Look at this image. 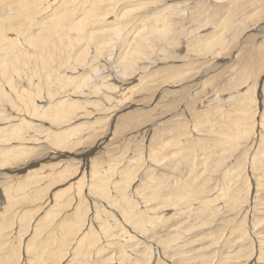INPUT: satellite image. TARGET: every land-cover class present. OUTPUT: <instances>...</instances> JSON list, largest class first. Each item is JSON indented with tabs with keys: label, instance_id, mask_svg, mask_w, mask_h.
<instances>
[{
	"label": "rangeland",
	"instance_id": "obj_1",
	"mask_svg": "<svg viewBox=\"0 0 264 264\" xmlns=\"http://www.w3.org/2000/svg\"><path fill=\"white\" fill-rule=\"evenodd\" d=\"M110 1V4H113L112 0H108V2ZM147 1L150 2L149 6L140 5L141 3ZM155 1L157 0H118L117 6L116 4H113L116 9L113 15L120 12L121 15L123 11L128 10L129 12L126 17L123 18L122 22L123 24L125 23V25H128V22H136L138 19H140V16H143L146 13H152L156 9H162L161 7L164 6V3H158L159 6H157L156 3L155 5L154 3H151ZM170 1L171 0H168L166 2L168 4H171L172 2ZM237 1L238 0H222L218 2V0H193L191 1L192 3L190 6L192 8L190 10L188 9L183 12L177 11V13H179V15H182L183 17H180L178 21H184L185 23L188 21V30L193 31L194 34L197 35V37L202 36V38H204L203 36L205 35V33L214 31L215 24L217 22L216 19L220 10L224 15V11L229 9V12H232L231 14L229 13V16L231 18H226L228 13L220 18L221 24L222 20L225 19L228 20L227 22H230V25L228 23V26L231 30L230 31L228 28L224 30L226 38L224 37V35L223 38L227 42H229V44L224 43L222 44V47H226L229 51V49H231L234 45L239 46V44H241L237 48V52L234 54V59L227 57L226 52L221 54L220 56L219 54H217V52H213L211 53V55H209V53L207 55H204L205 59L203 58V56L201 57V59L200 57H195V54L200 52L204 54V51L200 50L199 52L196 51V49V53H194V55H188V47L191 49L197 48L198 42L196 41H198L199 39L194 43V41H192V37H189L191 33L188 35L186 30L179 31L178 26L180 25L178 23L173 24L175 32L171 34L172 36L176 33H181L182 36H188L186 38L185 36L184 38L180 36L178 40H171L173 42L164 39L163 48L161 49V46L158 47V53L155 54L156 51H154V54L152 53V59L149 58L143 62H133L135 64L134 67H147L145 71H138L140 75H149L153 72H156L155 74L153 73L152 75H150L153 80L154 78H156V81L150 84V86L152 87L150 91H137L135 90V87L134 90L129 92L126 87H134L136 84H138V82H140V80L134 79L130 82L128 81V84H126V78L128 76H131V74L124 72L120 73V70L117 71L119 72L118 75L122 76L123 78H117L116 83L118 85L116 86L121 88H118L114 92H107L104 89V93L109 95V97L106 99L108 103H106L105 105L109 108H111L112 106H117L115 108V112H118V119H115L114 127H111L109 123L106 124V122L104 121L97 127L98 129L96 131L95 126L97 124L93 125L92 122H94L97 117L103 118L104 116H106V113L108 111L99 116L94 113L90 119L81 120V122H79L80 120H76L77 122H75V124H78L87 121L91 125L92 130L91 128H89V130L84 131L83 134L88 133L90 135H94L92 137L89 135L91 138H89V140L87 139L83 144H80L75 149L71 150L70 148H67L66 150H71L72 152L70 151V154L66 157L63 155L64 157H60L61 159H57V157L59 156L55 154L58 150H54L52 148L50 149L51 140L52 145L55 139L50 137V140V138L46 136V132L40 134L42 138H45V144L40 145H49L48 149L42 152H46V155H42L41 157H39L40 154L34 153L35 156L31 155L32 158L27 157L28 160L31 159V161H34L26 166L27 169L26 167L25 169H23L24 164L27 161L23 160V158L21 159V161L17 160L14 163H11V165H9L8 167L0 169V206H2V208L7 207L5 209L6 213L2 214V211H0V264H10V262L11 264H29L32 262L33 264H55L51 259L53 257V254L51 252H55L54 254L56 255L60 254V250L58 249V242L61 243L60 240L62 239L72 241L70 242L71 248L69 247V251L67 252L64 251L66 259L57 264H152L151 261L148 262L146 259L150 260L153 258L155 262H160L158 264H264V141L259 150H257L260 144L258 143V140L260 139L259 135L264 137V128L263 126H260L258 128L255 127V129H253L251 133H241L238 137H235L233 140L231 139L229 142L227 141L228 137L225 136L227 132L231 133L232 129H230L229 127L233 125V123L240 120L242 116V109H249L250 111L252 106L248 105L247 102L251 103L253 99L255 100V103L253 104L254 108H252V111L253 114L256 113V120H260V117L264 118V114H262L264 113V108L262 104L259 105L260 103L264 102V89L262 90V86L261 88H254L253 91L255 90V93H253L252 90L248 91L247 89L249 86V82L254 80L258 81L262 76L260 64H262L263 60L261 59L260 61H257V48L258 45L260 46L264 44V36L256 41L252 39L246 41L244 40L245 36L255 32L256 26H254V24L256 25L257 22H260L258 23L259 25L264 24V0H242V2L236 3ZM108 2H106V4L104 3L105 6L110 5ZM126 4L129 7L127 9L124 8V6H127ZM197 4H199L201 7ZM103 11L104 9H99V15ZM80 14H82V16ZM78 15H80V18L84 16L81 12H79ZM201 18L204 19L199 20ZM107 19L109 20V18ZM235 20L236 22L239 21V24L235 23ZM241 20L243 22H241ZM88 21L90 24L87 26L90 30L92 26L96 27L100 23H102V25L99 28H96L95 31H102L104 28H108L107 25L104 24V22L101 20L100 16H94L91 19L89 18ZM120 21H122V19H120ZM207 22H211V24H209V27H205L204 29L202 28V26L198 27L199 25L205 24ZM231 23L233 24L232 26ZM245 27H248L249 29H245ZM232 28H237L239 30H233ZM234 31L240 32L234 33ZM257 31H259V29H257ZM83 33L85 34V32ZM263 33L264 32L262 31L260 35H262ZM242 38L245 42L241 43ZM179 39H181V42ZM89 40L90 39H87L79 47H87ZM205 45H210V42L205 43ZM205 45H203L202 47H204ZM96 46H98V44L94 47L91 46L93 50L91 49L89 57H93V55L97 56V58H91V60H95L93 63L95 66L104 64L106 67H108L109 64H105V61H107L108 58L105 59L104 57L109 55V50L105 49L98 57L99 51L96 52ZM118 48H114L115 50H111L114 53L116 50H118ZM54 50L61 51L59 47H55ZM256 50L257 52H255ZM64 52L66 51L64 50L63 52H61V56L65 55ZM185 56H188V58H186ZM111 57L110 62H113L116 59V56L111 55ZM76 58L79 59L80 57L76 56ZM212 58L214 59V61H212ZM63 61L65 60L61 59V57H58L55 58L51 63L55 67H59L60 63L64 64ZM217 61L222 64V67L212 71V67H216V65L219 64V62ZM33 62L34 61L30 63L31 66ZM99 62L101 64H99ZM198 62L204 63V65H202L203 70L201 69V73L199 74L200 76H195L194 74L198 71V69L196 68V63ZM107 63H109V61H107ZM223 63L226 64L223 65ZM62 64H60V67L64 68V70H66V72L71 75L70 73L73 69H66L69 68V64ZM84 65V63H81V69H83ZM187 65H189V68L191 69L183 70L187 67ZM190 65L194 66V68H192ZM60 67L56 70L57 72H59L60 70L64 71L60 69ZM20 70L24 71L26 70V68L22 67L20 68ZM47 70L51 71V69ZM45 71L46 70L44 67L42 78L47 74L45 73ZM159 72L160 75H158ZM182 72H188V74H186L184 77H181L182 83H179L178 88L174 86L169 87H171L172 89H181L184 86H188L191 89V86H195L196 84L202 82L205 83V87H207L206 92H204L202 95L203 97H201V99L199 98L198 101H195L196 99L193 100L192 95H190L188 91H184L183 93L185 94V96L182 92H180L175 94L174 96H164L162 97V99L157 100L156 98L159 97L155 96L157 95L160 86H163L160 85V83H157V81L163 82V78H165V76L177 75ZM101 73H103V71ZM247 73H250V75H248V83L246 82V84L243 83L244 85L236 87L238 86L240 80H242V76L246 75ZM202 76L203 78L200 79V77ZM198 77L200 80L198 79ZM23 81H25L24 78ZM24 84L25 85H23L20 90L24 89V87L27 85L26 83ZM174 84H176V82H174ZM88 86L91 85L88 84ZM235 88L238 89V93L234 92ZM208 92L218 95L219 93H224L221 96H218V98H215L214 100L210 99L211 101H209V99L207 98ZM86 93H89V91H87ZM225 93H229V96L224 95ZM248 94H251V96ZM35 95L36 94L33 95V98L36 97ZM232 96H234V98ZM2 97L8 99V95H6V97ZM92 97V94H87L82 97V99L88 101ZM40 98L43 102L35 101V104L38 103V105L41 104V106H47L51 104V100H49L48 98L47 99L49 101L46 100V97H44L43 94ZM75 98L76 97H74V99ZM100 98L101 97H98L99 100H101ZM176 99L177 101H181L177 102ZM205 99L209 102H206L204 107L201 106V102ZM151 101H153L152 104H150ZM219 104H221L222 106L224 104H227V106L221 108L219 107ZM229 104L231 106L228 107ZM4 105L7 107H5ZM105 105L103 106L106 107ZM11 108L12 105L9 102L4 101L3 106H0V110H7L3 113V116H9L8 118L12 119V117L15 116L14 113H16V111L15 109ZM96 109L97 108L93 106H87L85 108L86 112L88 111L90 113ZM182 109V114L185 115L180 114V117L176 119H170L166 123H164L166 119H162V117L165 116V113L172 112V115L170 117H175V113H181ZM257 109H260V111H257ZM85 110L81 109L76 113L82 114L83 112H85ZM222 110H224V112ZM226 110H228L229 112ZM233 110L235 112H233ZM144 112L148 113V116L141 117L138 115L135 116L133 114ZM10 114H13L12 117H10ZM124 117L127 118V124L123 123L124 121L122 122V118ZM152 117H154V120L156 118L159 119L158 121H156V123L153 124V126L151 127V131H147L141 134V132L145 131L143 129L138 132V134L141 135L139 138L129 139L130 136L128 135V133L132 131L131 127L134 125L130 123L142 120V122L145 124V121L149 120ZM40 118L42 119V117H39V119ZM233 118L235 119V121L233 120ZM41 119L38 120V118H34V120L28 119L27 121H33L34 124L36 123L35 125L43 126L45 131H50L48 132L49 134H54L55 132H53V130L59 131L62 128V130L64 131L67 127H73V122L63 128V126H59V124L55 125L51 121H48L50 119H45V117H43L44 120ZM4 122L3 120H0L1 128L6 127L7 125H11L12 123L15 124V122L7 123L5 119ZM151 122L152 121L148 122L147 124H150ZM50 124L52 126L55 125V127H51ZM237 125L239 128H241V125H239V123ZM116 129H119V131L115 135L114 132ZM262 131L263 133H261ZM222 133L224 134L222 135ZM83 134L77 133V135L74 134V136L72 137L75 138V141L83 136L84 137L82 139L88 137V134L87 136ZM98 136L105 137L103 144L98 150L93 149L94 153L87 156L86 158L87 164H85V168H87L88 171V173L86 171V176L89 178V183L92 182L90 181V178L94 177L97 183L103 186H108L105 182H101L100 180H98V177L100 178V175L104 173H112L114 175V178L113 180H110V182L120 185L127 184V186L129 187H127L128 191L130 193L134 192V197L132 198V200L136 201L138 204L135 209L137 210V212L142 213V215L136 216L133 219L134 221L143 222L144 226L148 228L147 234H143L144 236L138 233H134L132 227L129 228V225L128 227L127 225L123 224L121 226L125 228L124 231L126 230V232H131L129 234L130 238H126L124 236L125 233H122L118 230L120 225L115 213V218H112V216H110V218L108 219V217L103 216V209L106 211H110V209L105 208L103 206L104 204L102 205V203L98 202L96 199H94V197L91 198L90 195L86 192L89 191L88 187L84 189L82 188V186L79 189L77 188L82 176V174L79 173V170H81V168L83 169L82 158L87 155L88 149L92 148L96 144L94 142L97 141L94 140L98 139ZM66 140L72 141L70 140L69 136L66 137L65 141ZM253 140L255 142L257 141L256 144ZM65 141H63L64 144H66ZM227 142L228 145L226 144ZM36 144L38 145L39 143L36 142L35 144L32 143L28 145L36 146ZM251 148L252 151H250ZM52 150H54L55 152ZM256 150L257 152H255ZM43 156H45V158H42ZM253 157L261 161V165L258 166V163L260 162L256 161V165L258 164L257 167L254 166L253 168H251L248 167V165L247 168H245L246 164L249 163L251 161V158ZM118 160L121 161L120 166L115 164V161ZM61 161L70 166L69 168L68 166L67 168H65L67 169V171L62 170L66 165H64L63 168L60 167L61 164L56 166L58 162ZM54 164H56L55 166L57 169L54 168L56 169V171L52 170L50 167ZM41 166L45 167V171L43 170L42 172V170L40 169L42 168ZM74 168L77 169L76 174L73 173L75 172ZM108 168H111V170L108 171ZM17 170H20V172ZM31 170H38V174H40V176H36L35 179L39 177L40 184L39 186L34 184L33 186L36 187L29 188L25 176H27V173ZM45 172L49 173L50 175ZM244 177L246 178V181L248 183L247 187ZM44 179L46 181V184ZM96 182L94 181V183ZM74 183L76 184L72 189L71 184ZM16 184L17 186H19L17 187ZM130 184L131 186H129ZM145 185L147 188L150 186L155 187V193L158 194V203L150 202L147 199L143 201L144 194H146V192L143 193L144 191H146L144 189ZM133 186L135 191H133ZM137 186L139 187L138 190L136 189ZM42 188L44 191L42 190ZM21 189L23 190V192ZM45 189L47 190L45 191ZM7 191H9V193H7ZM17 191H19V193ZM97 191L99 193L98 189ZM51 194L60 195H58L59 200L56 199V204H53V210L51 209L53 205L47 207L45 211L44 209H40V206H46V198H51ZM82 194L87 198L85 199V202H90V205L88 204L90 208L92 205L91 203L97 201L98 204L102 206V212L101 210H99V213L96 209L98 218L94 219L95 222H91L94 227L93 229H95L94 233L98 236L97 240L93 238V235L91 236L90 234H88L85 237V240L87 239L85 245L81 244L77 248V250V243L75 246L73 245L75 243V241L72 240L74 235L72 236L71 234L67 233V230H69L67 226L76 218L80 221L85 219V224L89 223V219L91 217L90 213H92V209H90L89 213L86 214L84 210V207L86 206L82 199ZM110 194H112V196L117 195L116 191L115 193L110 192ZM247 194L249 195V197H246ZM39 197H41V199ZM251 199L253 200L252 202H254V212L252 211V215H246V218H244L243 216L241 217L243 213L241 209L244 206H249L251 203ZM144 202H146V207L148 209L152 207L151 204L154 205V208L152 207L153 212H151L150 215L149 213L147 214L141 207L142 205H145ZM203 202H205V204ZM259 203L261 207H259ZM98 204H96V206H98ZM121 204L124 205V203ZM92 207L93 209L95 208L94 206ZM116 208L117 207H115V209ZM50 209L51 213L53 212L52 216L54 215V218H49L47 216L48 214H46ZM73 209H75L76 211L81 210L79 211V214L77 216L74 215L76 218L71 217L74 212ZM211 209H215V212L212 213ZM31 210L34 211L33 213L35 215ZM43 214L45 217L43 216ZM42 216L44 218H42ZM81 217L84 218L82 219ZM52 218L53 221L51 220ZM111 218L114 219L115 222H113ZM62 220H64L63 225L65 227L63 226L64 228L60 229L58 228L57 223L61 222ZM99 220L104 224L113 225V233L109 235L110 237H105L104 232H102V230L98 228ZM34 225H38V230L36 231L37 233L35 232L36 236L33 235V232L31 231L34 228ZM53 227H56L54 233H52V229H54ZM138 227L140 226H135L134 228L135 230L140 231ZM73 228L75 230V226H73ZM12 229L13 231H11ZM18 230H23L24 233H29L28 237H26L27 239H25V245L29 241L31 245V247L29 245V247L31 248L29 249V251L32 250L34 252H27V254L25 251L26 249H24L25 247L21 248L15 242L16 239L18 241V238H14L16 235V237H18ZM26 230L30 231L28 232ZM23 231H21V233H23ZM84 232H86V230ZM39 233H41L44 239ZM75 233L77 232L75 231ZM62 234L67 237H61ZM117 234H120L121 238H125L121 240L118 238ZM38 235L41 238H39ZM49 235H51L50 238ZM32 236L35 237L32 239ZM54 236H56L57 238H55ZM169 236L172 237L169 238ZM29 237L31 239H29ZM55 239L58 240L56 241ZM129 240L131 241L128 242ZM138 241L140 242V245L135 246ZM38 242H40V245L37 244ZM32 243L35 244L33 245ZM108 243H112L113 245H108ZM146 247L151 248L147 250ZM7 251L9 252V254H6L8 253ZM144 252L147 254H145ZM18 253H21V255L19 254L21 257L18 256ZM49 253H51L50 256ZM75 257L77 258L74 259ZM2 260L4 261L2 262ZM17 260L20 262H18Z\"/></svg>",
	"mask_w": 264,
	"mask_h": 264
},
{
	"label": "bare ground",
	"instance_id": "obj_2",
	"mask_svg": "<svg viewBox=\"0 0 264 264\" xmlns=\"http://www.w3.org/2000/svg\"><path fill=\"white\" fill-rule=\"evenodd\" d=\"M166 1H168V0H157L155 2H151V3H154V5L156 3L157 6H159L158 3L163 2L164 6L161 7L162 9H156L152 13H146L145 15L140 16V19H138L136 22L130 21V22H128L129 23L128 25H125V23L123 24L122 22H123V18H125L129 12L128 10L123 11L121 15H120L121 12L113 15V13L116 10L115 7L113 6V4L114 5L116 4V6H117L118 0H112L113 4H110L111 1L108 2V0L107 1L106 0H0V89H1L0 106L1 105L3 106L4 101H7L12 105L11 109H15V111H16V113H14L15 116L12 117L13 114L12 115L10 114L11 115L10 117H12V119H9L8 118L9 116L8 117L3 116V113L6 112L7 110H5V109L0 110V120H3V122H4V119H5L7 121V123L8 122H15V124L12 123L11 125H7L4 128L0 127V169H2L4 167H8L9 165H11V163H14L17 160L21 161L22 158H23V160H27L25 162L24 168H23V169H25V167L27 165H29V163L34 162V161H31V159L28 160L27 157L32 158L31 155H34V153L40 154L39 157H41L42 155H46L45 154L46 152H44V153H42V152L44 150L48 149L49 145L43 146L45 144L44 143L45 138H42L40 136V134H43L46 132H47L46 136H48V138L52 137L53 139H55V141H53V144L51 145L52 140L50 138L51 143L50 142L49 143H50V149L52 148L54 150H58L55 154V155L59 156V157H57V159H59L60 157H64V156L66 157L67 155L70 154V151L72 149H75L80 144H83L87 139L89 140V138H91L94 135V134L90 135L87 133L88 137L82 139L84 137L83 136V137H80V139H77L76 141H75V138L72 137V136H74V134L77 135V133L83 134L84 131H88L89 128H91V125L87 121H84L83 123H78V124H75V122H77L79 120H80L79 122H81V120L90 119L94 113L99 116L101 114H104L106 111H108L106 113L107 114L106 116H104L103 118L97 117L95 119V121L92 122L93 125L97 124L95 126L96 131L98 129L97 127L100 124H102V122H104V121L106 122V124L109 123L111 125V127H114V121H115V119L116 120L118 119L117 118L118 112H115V108L117 106H112L111 108H109L105 105L106 103H108L106 99L109 97V95L104 93V89L107 92H114L118 88H121V87L116 86V85H118L116 82H117V78L118 79L123 78L122 76L118 75V73L124 72V73H128V74L130 73L131 74V76H128L126 78V82H127L126 84H128V81L130 82L131 80H134V79L140 80V82H138V84H136L134 87H126L129 92L134 90L135 87H136L135 90H137V91L138 90H142V91L149 90L150 91L152 89L150 84L152 82L156 81L155 80L156 78H154V80H153V78H151L150 75H152L153 73L155 74L156 72H153L149 75H147V74H144V75L141 74L140 75L138 73V71H145L147 69V67H145V66L134 67L135 64L133 62H135V61H142L143 62L146 59L151 58L154 54L153 53L154 51H156L155 54H157L158 53V51H157L158 47L161 46V49L163 48L164 39L170 40V41L171 40H178V38L182 35H181V33H176L173 36L171 35L173 32H175L173 24L178 23L180 25V26H178L179 31L180 30H182V31L186 30L188 35L191 33L189 35V37L190 36L192 37V41H194V43L196 40L199 39L198 41H196V42H198L197 48L191 49L188 47V52H187L188 55H190V54L194 55V53H196L195 52V49H196V51H199V52H200V50L201 51L203 50L204 54H202V52L196 53L195 57L201 58L203 56V58L205 59L204 55H207L209 53H210L209 55H211V53L217 52V54H219V56H220L221 54L226 52L227 57L234 59L233 58L234 54L237 52L236 50L241 44H239V46L233 44L234 46L233 47L231 46L232 48L229 49V51L226 47L225 48L222 47V44H224V43L229 44V42H227L223 38V35L226 38L224 30L226 28H228V29L230 28L228 26V23L230 25V22H227L228 20L225 19L226 21L222 20V24H221L220 18H222L223 16H225V14L228 13L226 18L229 19V17H230L229 13L230 14L232 13V12H229V9L224 11V15H223L222 11L220 10V12L217 16V19H216L217 22L215 24L214 31L205 33V35L203 36L204 38H202V36L197 37V35H195L193 31L188 30L189 29V27L187 26L188 21L186 23L184 21H181V22L178 21L180 19V17H182V15H179V13H177V11L183 12V11L188 10V9L190 10L192 8L190 6L192 3L191 1H193V0H171L170 1V2H172L171 4L170 3L168 4ZM220 1H222V0H218V2H220ZM106 2H108L110 5L105 6ZM200 2H202V1H200ZM200 2H199V4H200ZM240 2H242V0H238L236 3H240ZM127 3H128V1H127ZM246 3H247V1H246ZM149 4H150V2L147 1V2L141 3L140 5H148L149 6ZM199 4H197V5H199ZM204 5H205V3H204ZM254 5H256V4H254ZM210 6H212V5H210ZM124 8L127 9L129 7L127 5V6H124ZM99 9H104V11L100 15L98 13ZM236 10H238V9H236ZM79 12L83 13L84 16L82 18H80V15L82 16V14L78 15ZM94 16H100L101 20L104 22V24L107 25L108 28H104L102 31H95L96 28H99L102 25V23H100L96 27L92 26L91 30H90L89 27L87 26L90 24L88 20H89V18L91 19ZM107 18H109V20ZM120 19H122V21H120ZM202 19H204V18H201L199 20H202ZM232 21H234V20H232ZM196 22H199V21H196ZM241 22H243V21L241 20ZM235 23L239 24V21L236 22V20H235ZM258 23H260V22H257L256 25L254 24V26H256L255 32L253 30L254 33H251L250 35H247L244 37L245 41L250 40V39L256 41V40H258L264 36V33L262 35H260L262 31L264 32V24L259 25ZM209 24H211V22H207L205 24L199 25L198 27L202 26V28L204 29L205 27H209L210 26ZM232 25L233 24L231 23V26ZM234 27H236V26H234ZM247 28L248 27H245V29H247ZM257 29H259V31H257ZM235 30H239V29L236 28ZM83 32H85V34ZM235 32H237V31H234V33ZM239 32L240 31H238L237 33H239ZM226 34H227V32H226ZM254 34H256V35H254ZM188 35H186V36L183 35L182 37L184 38V36H185V38H186ZM87 39H90L87 47H79ZM179 40L181 42V39H179ZM207 41L210 42V45H205V43H208ZM245 41H243V38L241 39V43L245 42ZM171 42H173V41H171ZM100 43H102V44H100ZM97 44H98V46H96V52L99 51L98 57L100 56L102 51H104L105 49L109 50V55L108 56L104 55L105 59L108 58L107 61H109V63H107V61H105V64H109L108 67H106L104 64L99 65V66L98 65L95 66L93 64L95 60L94 59L91 60V58H94V57L97 58V56L93 55V57H89L90 51L92 49L91 46L94 47ZM169 45H170V43H169ZM203 45H205V46L202 47ZM55 47H59L61 51H55L54 50ZM256 47H257V45H256ZM114 48H118V50H116L113 53L112 50ZM257 49H258V60L257 61H260L261 59L263 60L262 64H260V69H261V73H262V74L261 73L260 74L262 76L261 77L259 76L260 80H258V81L254 80V81L249 82V86L247 85L248 88L246 87L248 89V91L249 90L253 91V89L257 88V87L261 88V86H262V90L264 89V44H262L260 46L258 45ZM64 50L66 51V52H64L65 55L61 56V52H63ZM52 51H55V52H52ZM163 52H164V50H163ZM255 52H257V50ZM214 54H216V53H214ZM111 55L116 56L115 57L116 59L113 62H110V60L112 58ZM166 55H167V53H166ZM76 56H78L80 58L77 59ZM58 57H61V59L65 60V61H63L64 64L60 63L62 65L69 64L71 62L69 64V68H66V69H70V70L73 69L72 72L70 73L71 75H69L68 72H66V70H64V68L60 67V64H59L60 69H62L64 71H61V70L59 72L56 71L59 67H55L54 65H52L51 62L55 58H58ZM185 57L188 58V56H185ZM209 59H211V58H209ZM89 60H91V61H89ZM236 60H238V59H236ZM32 61H34V62L31 66L30 63ZM80 61H83V62H80ZM102 61H103V59H102ZM212 61H214V59ZM217 62H219V61H217ZM81 63L85 64L83 66L84 71L80 67ZM99 64H101V63L99 62ZM224 64H226V63H223V65ZM191 65H192V63H191ZM202 65H204L203 62L196 63V68L198 69V71L194 74L195 76H200L199 75L201 73L200 71H201V69L203 70ZM22 67L26 68V70L21 71L20 68H22ZM44 67L46 70L45 73H47V74L42 78V72L44 70ZM50 67H52V68H50ZM191 67L194 68V66H191ZM220 67H222V64L219 62V64L216 65V67L215 66L212 67L213 68L212 71L217 70ZM47 69H51V71H49ZM186 69H191V68H189V65H187V67L184 68L183 70H186ZM118 70H120V71L117 72ZM48 71H49V73H48ZM102 71H103V73H101ZM106 71H108V72H106ZM113 72H115V73H113ZM188 72H182V73H179L177 75L165 76V78H163V80H164L163 82L157 81V83H160V85H163V86H160V89H158V93L155 97H159V98H156V99L157 100L162 99V97H164V96H167V97L171 96V95L174 96L175 94L180 93V92L183 93L184 91H188L189 94L192 95V99L193 100L196 99L195 101H198L199 98L201 99V97H203L202 96L203 93L206 92L207 87H205V83L201 82V83H198L196 85L194 84L195 86L189 85L192 87L191 89L188 86H186V87H188L189 89L186 88L185 86H184L185 88L183 87L181 89H172L171 87H169V86H174V87L178 88L179 83L180 84L182 83L181 77L182 76L184 77L186 74H188ZM106 73H110V74H106ZM158 75H160V72ZM248 75H250V73L249 74L247 73L246 75L242 76V80H240L238 86H236V87H240V86L246 84V82L248 83V81H247L249 78ZM203 76L200 77V79L203 78ZM23 78L25 81H23ZM198 79H199V77H198ZM174 82H176V84H174ZM24 83H26L27 85L24 87V89L20 90V88L23 85H25ZM88 84L91 86H88ZM51 88H52V90H51ZM166 88H168V89H166ZM236 89L237 88H235L234 92L238 93V89L237 90ZM244 90H245V88H244ZM5 91L7 94L5 93ZM87 91H89V93H86ZM254 91H253V93H255ZM123 92H124V88H123ZM34 94H36L35 96L37 98L36 97L33 98ZM42 94L44 97H46V100H48V99L51 100L50 105H47V106L42 105L41 106V104L40 105H38V103L35 104V101L43 102L40 98L42 96ZM87 94H92L93 97L88 101L83 100L82 97H84ZM131 94H133V93H131ZM131 94H129V95H131ZM222 94L219 93V95H218L215 93L208 92L207 98L209 99V101H211V100H214L215 98H218V96H221ZM251 94H252V92H251ZM251 94H248V95L251 96ZM6 95H8V99L7 98L5 99L2 97V96L6 97ZM224 95L229 96V93H227V94L225 93ZM184 96H185V94H184ZM74 97H76V98L74 99ZM98 97H101L100 98L101 100H99ZM232 97L234 98V96H232ZM236 97H237V95H236ZM42 99H43V97H42ZM177 99H176V101H177ZM179 101H181V100H179ZM179 101H177V102H179ZM209 101H206V99L203 100L201 102V106L205 107L206 102L208 103ZM254 101L255 100L253 99L251 103L247 102L248 105L252 106L250 111H249V109L248 110L242 109V116H241L240 120L238 122L233 123V125H231L229 127L230 129H232L231 133L227 132L225 134V136L228 137L227 138L228 142L231 139L233 140L235 137H238L241 133H243V134L245 132L251 133V131H253V129H255V127L258 128L260 126H263V128H264V118L260 117V120L257 121L256 120L257 117H255L256 113L253 114L252 108H254V106H253V104L255 103ZM152 103H153V101H151L150 104H152ZM247 104H245V105H247ZM261 104L264 108V102L260 103L259 105H261ZM103 105H105L106 107H104ZM87 106H93L97 109L92 111L91 113L88 111L86 112L85 108ZM224 106H227V104H224L223 106L221 104H219V107H221V108ZM229 106H231V105L229 104L228 107ZM5 107H7V106H5ZM81 109H84L85 112H83L82 114L76 113L77 111H79ZM258 110L260 111V109H257V111ZM169 111H170V109H169ZM222 111L224 112V110H222ZM226 111H228V110H226ZM233 112H235V111L233 110ZM182 113H183V109L181 110V113L176 112L174 115L175 117H173V116L170 117L172 115V112L165 113V116H163L162 119H166L164 122V123H166L170 119H173V118L176 119V118L180 117V114L185 115ZM133 114L135 116L138 115L141 117L148 116V113H146V112H144V113H133ZM262 114H264V113H262ZM257 115H259V114H257ZM211 116H212V114H211ZM39 117H42V119H43V117H45V119L46 118L50 119L48 121H51L55 125L59 124V126H63V128H65L67 125H69L73 122L72 123L73 127L72 128L67 127L64 131L62 130V128L59 131L53 130V132H55V133L49 134L48 132H50V131H48V130L45 131L43 126H40V125L37 126V125H35L36 123L35 124L33 123V121H27L28 119L34 120V118H38V120H40L41 118L39 119ZM126 119H127L126 117L122 118V122L124 121L123 123H125V124H127ZM158 119L159 118H156L154 120V117H152L149 120H146L145 124L142 122V120L130 123V124H134V125L131 127L132 131L130 133H128V135L130 136L129 139L139 138L141 135L138 134V132H140L143 129L145 131L141 132V134H143L147 131H151V127L153 126L154 123H156V121H158ZM233 120L235 121L234 118H233ZM150 121H152V122L150 124H147ZM238 123H239V125H241V128L238 127V125H237ZM55 125H53V126L55 127ZM50 126L53 127L51 124H50ZM153 128H155V127H153ZM91 130H92V128H91ZM118 131H119V129H116L114 134L116 135V133ZM261 133H263V131ZM87 134L84 133L83 135L87 136ZM223 134L224 133H222V135ZM115 135H114V137H115ZM67 136H69L70 140H72V141H68V140L65 141ZM98 137H99L98 139H100V140L95 139L94 141H97V142H94V141L93 142L96 144L92 148L88 149L87 155L84 158H82L83 159V164H82L83 169L81 168V170H79V173L82 174V176L80 178V182L78 183L79 185L77 186V188L79 189L81 186L83 189L88 187L89 191H86L87 194H89L91 198L94 197V199H96L98 202L102 203V205L104 204L103 206L105 208L110 209V211H106L103 209V213H104L103 216L108 217V219L110 218V216H112V218H115V216H114V213H115L116 217L118 218L119 225H120L118 230L122 233H125L124 236L126 238H128V237L130 238L129 234L131 232H126V230L124 231L125 228H123L121 226L123 224L127 225V226L129 225L130 226V227L128 226L129 228L132 227V230L134 231V233H138V234H141L142 236H144L145 234H147L148 228H146L144 226L143 222L134 221V219H133L136 216L142 215V213L137 212V210L135 209V207L138 204L136 201L132 200V198L134 197V192L130 193L128 191L129 187L127 186V184H121L120 185V184L110 182V180H113V178H114V175L112 173L111 174L104 173V174L100 175L101 176L100 178L98 177V180H100L101 182H105L108 186H110L112 188H110L108 186H103V185L97 183L96 179L94 177L90 178V181H92V182L89 183V178L86 176L87 168H85V164H87L86 158H87V156L94 153L93 149L98 150L101 147V145L103 144L105 137L104 136L103 137L98 136ZM259 137H260V139L258 140V143H260V144H259L257 150H259V148L261 147V145L264 141V137H262L260 135H259ZM63 141H65L66 144H64ZM36 142L39 143L38 145L36 144V146H29L28 145V144H32V143L35 144ZM228 142L226 143L227 145H228ZM256 142L254 141L255 144H256ZM40 144H43V145H40ZM67 148H70L71 150H66ZM54 150H52V151H54ZM257 150L255 152H257ZM250 151H252V148L250 149ZM39 157H37V158H39ZM46 157H48V156H46ZM42 158H45V156H43ZM38 160H40V159H38ZM248 161H249V159H248ZM256 161H259V160L255 157L251 158V161L246 164L245 168H247L248 165H249L248 167H251V168H253L254 166L257 167L258 164H259L258 166H260L261 161H259L260 163H258L257 165H256V163H257ZM56 164L50 166L52 170L56 171V169H57L56 166H58L59 164H61V166H60L61 168H63L64 165H66V163H64L62 161L58 162L57 165ZM115 164L120 166L121 161L120 160L115 161ZM67 166L68 165H66L62 170L67 171V169H65V168H67ZM41 167L42 168H40V169L42 170V172H43V170L45 171V167L44 166H41ZM69 167L70 166H68V168ZM54 168H56V169H54ZM26 169H27V167H26ZM20 170H17V171L20 172ZM70 170H72V169H70ZM110 170H111V168H108V171H110ZM46 171H47V167H46ZM76 172H77V169H75V172H73V173L76 174ZM45 173H47V172H45ZM87 173H88V171H87ZM47 174H49V173H47ZM36 176H40V174H38V170L37 171L31 170L27 173V176H25L26 180H27V184L29 185L28 186L29 188L30 187H36V186H33L34 184L39 186V184H40L39 183V177L37 179H35ZM41 177H42V175H41ZM50 179H52V178H50ZM46 180H49V179H46ZM85 180H86V183H85ZM244 180L246 182V187H247L248 183H247L245 177H244ZM44 181H45V179H44ZM94 181L96 183H94ZM139 182H140V180H139ZM17 184H16V186H17ZM45 184H46V181H45ZM75 184L76 183L71 184L72 189L74 188ZM129 186H131V184ZM134 186H133V191H135ZM43 188H42V190H43ZM154 188H155L154 186H150L147 188L145 185L144 189L146 191H144L143 193L146 192V194H144V200L143 201H145V199H147L150 202L158 203V194L155 193ZM35 189H37V188H35ZM97 189L99 190V193H98ZM136 189L138 190L139 187L137 186ZM46 190L47 189H45V191ZM115 191H116L117 195L112 196V194H110V192L115 193ZM17 192L19 193V191H17ZM22 192H23V190H22ZM39 192H40V190H39ZM7 193H9V191H7ZM136 194H137V192H136ZM58 195L59 194H54V195L51 194V198L50 197L46 198L48 200V202L46 199H44V200H46V202H45L46 206H44V207L40 206V209H44V211H45L47 209V207H50V205L56 204V201H57L56 199L59 200V196H60V195L59 196ZM41 197H39V198L41 199ZM82 197H83L82 199L84 201V204L86 206V207H84L86 214H88L90 209H92V213H90L91 217L89 216L90 214L88 215L90 217L89 223L88 224L86 223L87 224L86 225L85 219L81 220V221L78 220L74 215L77 216L79 214V211H81V210L76 211L75 209H73L74 212H73L71 217L76 218V219L71 221L68 224L67 227L69 228V230L66 229L68 234H71L72 236L74 235L72 240L75 241V243L73 244L74 246L77 243L76 249L81 244L85 245V242L87 240V239L85 240V237L88 234H90L91 236L93 235V238L97 240L98 236H97V234L94 233L95 229H93L94 227H93L91 222H95L94 219L98 218L97 217V210H98V212H99V210H101V212H102V206H100L97 201L92 202L91 203L92 205L90 208V206H89L90 202L89 203L85 202V199H87V198L85 196H83V194H82ZM246 197H249V195L247 194ZM255 197H256V195H255ZM8 198H9V196H8ZM253 199H254V197H253ZM143 201H140V202H143ZM216 201H217V199H216ZM252 201L253 200L251 199V203L249 206H247V207L244 206L245 208L243 207L244 209L243 208L241 209V211H243L241 217L243 216L244 218H246L245 217L246 215H248V216L252 215V211L254 210V207H253L254 202H252ZM121 203H124V205L127 208ZM144 203H145V205H142L141 207L143 208V210L147 214L149 213V215H150V213L153 212L152 210L154 208V205L151 204L153 208L151 207L150 209H148L146 207L147 206L146 202H144ZM203 203L205 204V202H203ZM96 204H98L99 207L96 206ZM199 204H201V203H199ZM238 205H240V204H238ZM259 205H260V203H259ZM92 206H94L95 208L93 209ZM0 207H1L0 211H2V214L6 213L5 209L7 207H5V208H2V206H0ZM53 207H54V205L51 208L52 210H53ZM115 207H117V208L115 209ZM239 207H241V206H239ZM259 207H261V205ZM263 208H264V206H263ZM51 209L48 210L46 214H48L47 216L49 218H51V217L54 218V215L52 216L53 212L51 213ZM218 209H219V207H218ZM33 212L34 211H32V213ZM211 212L214 213L215 209H211ZM24 213H26V212H24ZM257 213H258V211H257ZM223 214H224V212H223ZM43 216H44V214H43ZM43 216H42V218L45 217V216L44 217ZM53 218L51 219L52 221H53ZM112 218H111V220L113 222H115V220ZM63 221L64 220L57 223L58 228L62 229L65 227L63 225ZM98 222H99L98 228L100 230H102V232H104V236L110 237L109 235L111 233H113L112 232L113 231V228H112L113 225L104 224V223L100 222V220ZM2 224H4V223H2ZM18 226H20V225H18ZM37 226L38 225H34L33 226L34 228L31 230L33 232V235H35V232L38 230ZM73 226H75V230H74ZM135 226H140L138 228L140 229L141 232L135 230V228H134ZM21 227H22V225H21ZM24 228H23V230H24ZM55 228L52 229V233L55 232ZM20 229H22V228H20ZM19 230L17 233L18 237H16L17 235L14 237L15 239L18 238V241H17V239H16V241L15 240L14 241L21 248L25 247L24 249H26L25 250L26 253L27 252L28 253L34 252L32 250L29 251V249H31L30 248L31 245H30L29 241L25 245V242H26L25 239H27L26 237H28L29 233H27V232L24 233V231L21 230V231H23V233H24L23 234ZM85 230H86V232H84ZM11 231H13V229ZM26 231L29 232L30 230H26ZM75 231L77 233H75ZM63 232H64V229H63ZM20 234H22V235H20ZM39 234L41 235V233H39ZM35 236H32V239ZM50 236L51 235H49V238H50ZM63 236H65V235L62 234L61 237H63ZM117 236L121 240H123L125 238V237L121 238L120 234H117ZM12 237H13V235H12ZM38 237L43 238L42 235H41V237L38 235ZM54 237L57 238L56 236H54ZM65 237H67V236H65ZM171 237L172 236H169V238H171ZM12 239H10V240H12ZM29 239H31V238L29 237ZM62 240H60L61 243L58 242V249L60 250V252H59L60 254L56 255V254H54L55 252H51L53 254V257L51 259L53 260V263H55V264H57L61 261H64L66 259V255L64 254V251L67 252V251H69L68 250L69 247L71 248L70 242H72V241H69V240H63L62 241ZM190 240H193V239H190ZM93 241H92V243H93ZM130 241L131 240H129L128 242H130ZM39 243L40 242H38L37 244L40 245ZM29 245H30V247H29ZM88 245H90V244H88ZM108 245H113V244L108 243ZM139 245H140V242L138 241V243L135 246H139ZM150 248L151 247H146L147 250H149ZM3 251H4V249H3ZM23 252H24V250H23ZM21 253H18L19 257H21L20 256ZM51 253H49V256L51 255ZM144 253H142V254H144ZM6 254H9V252ZM145 254H147V253H145ZM76 258L77 257H75L74 259H76ZM146 260L148 262L151 261L152 264L160 263V262H155L154 258L150 259V260H148V259H146ZM3 261L4 260H2V262ZM20 261H21V258H20ZM20 261H18V262H20ZM10 264H11V262H10ZM29 264H33V262L29 263Z\"/></svg>",
	"mask_w": 264,
	"mask_h": 264
}]
</instances>
